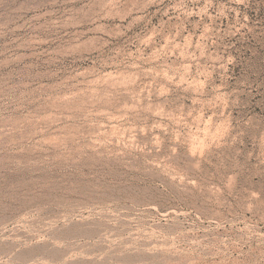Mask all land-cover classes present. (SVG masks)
<instances>
[{
	"label": "rangeland",
	"instance_id": "1",
	"mask_svg": "<svg viewBox=\"0 0 264 264\" xmlns=\"http://www.w3.org/2000/svg\"><path fill=\"white\" fill-rule=\"evenodd\" d=\"M0 264H264V0H0Z\"/></svg>",
	"mask_w": 264,
	"mask_h": 264
}]
</instances>
